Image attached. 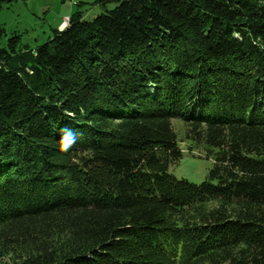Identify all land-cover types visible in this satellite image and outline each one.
Returning <instances> with one entry per match:
<instances>
[{"label":"trees","instance_id":"obj_1","mask_svg":"<svg viewBox=\"0 0 264 264\" xmlns=\"http://www.w3.org/2000/svg\"><path fill=\"white\" fill-rule=\"evenodd\" d=\"M85 5L101 13L86 21ZM174 120L212 160L200 184L168 173L182 158ZM4 253L264 264V0H97L34 49L12 33L0 46Z\"/></svg>","mask_w":264,"mask_h":264},{"label":"rangeland","instance_id":"obj_2","mask_svg":"<svg viewBox=\"0 0 264 264\" xmlns=\"http://www.w3.org/2000/svg\"><path fill=\"white\" fill-rule=\"evenodd\" d=\"M87 11H89V9L85 10V12ZM14 13H16V9L13 7L4 6L2 8L0 24L5 29L6 37H3L0 40L1 47L5 46L7 39L16 30L19 32L17 34L21 36V43L32 49L47 42V37L44 38L42 32L39 30L40 25L36 27L35 31L26 29L28 30V34H23L24 30L20 29L21 25H18V23L15 22L16 18ZM100 13L101 12L92 14V12H90L88 15H85L84 20L91 21ZM172 124L179 140V147L182 150V158L179 163L169 167L168 173L176 179H184L193 184H200L205 180L208 171L211 169L212 160L206 158L205 152L201 147L190 145L187 142H181L184 133V125L180 120H174ZM189 147H191V149H189ZM66 242L67 238L62 236L52 243H54L56 248L63 250ZM12 260L13 256H11L10 253L0 254V264L11 263Z\"/></svg>","mask_w":264,"mask_h":264},{"label":"crops","instance_id":"obj_3","mask_svg":"<svg viewBox=\"0 0 264 264\" xmlns=\"http://www.w3.org/2000/svg\"><path fill=\"white\" fill-rule=\"evenodd\" d=\"M95 1L97 0H0V6L16 9L15 22L21 25L20 29L24 30L23 34H28V30L35 31L40 25L39 30L43 37L50 39L55 30L62 31L66 28L65 20L69 19L78 5L91 4ZM82 9H89L84 13V17L90 12L92 14L100 12L97 6L85 5ZM1 12L2 10L0 15ZM14 33L19 32L16 30Z\"/></svg>","mask_w":264,"mask_h":264},{"label":"water","instance_id":"obj_4","mask_svg":"<svg viewBox=\"0 0 264 264\" xmlns=\"http://www.w3.org/2000/svg\"><path fill=\"white\" fill-rule=\"evenodd\" d=\"M65 25H66V27H67V25H68V19L65 20ZM64 29H65V28H64ZM64 29H63V30H64ZM57 32H60V31H58V30H55V31H54V33H57Z\"/></svg>","mask_w":264,"mask_h":264}]
</instances>
